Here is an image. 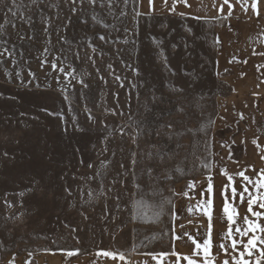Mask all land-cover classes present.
Wrapping results in <instances>:
<instances>
[{
    "label": "rangeland",
    "instance_id": "374dc122",
    "mask_svg": "<svg viewBox=\"0 0 264 264\" xmlns=\"http://www.w3.org/2000/svg\"><path fill=\"white\" fill-rule=\"evenodd\" d=\"M139 12L0 0V264H151L175 187L217 169L219 27Z\"/></svg>",
    "mask_w": 264,
    "mask_h": 264
},
{
    "label": "crops",
    "instance_id": "0c3cea01",
    "mask_svg": "<svg viewBox=\"0 0 264 264\" xmlns=\"http://www.w3.org/2000/svg\"><path fill=\"white\" fill-rule=\"evenodd\" d=\"M135 1L143 16L216 23L219 27L217 73L231 90L232 97L219 121L222 136L221 154L215 162L217 169L210 176L175 187L171 249L169 253L154 256L151 264H188L185 257L196 264H222L225 259L234 264L230 256L239 258V252L231 248L230 229L232 237L243 243L251 236L258 238L252 255H245L244 259L250 264H256L257 260L264 264L261 258L264 244L259 242L264 239V232L260 230L264 228V208L260 207L264 203L261 196L264 187H260L264 184V0H229L231 8L224 0H167V3L152 0V4L149 0ZM244 176L252 183L245 181ZM210 185L211 192L208 191ZM245 187L248 192L243 191ZM233 188L236 197L232 196ZM253 197L249 212L248 200ZM257 212L261 215H253ZM245 218L252 221L251 226L245 223ZM237 228L248 230V235L241 237ZM220 245H225L229 256L224 255ZM239 247L243 251L242 245ZM123 261L111 256L89 255L73 264H124Z\"/></svg>",
    "mask_w": 264,
    "mask_h": 264
},
{
    "label": "snow or ice",
    "instance_id": "6c2138e0",
    "mask_svg": "<svg viewBox=\"0 0 264 264\" xmlns=\"http://www.w3.org/2000/svg\"><path fill=\"white\" fill-rule=\"evenodd\" d=\"M90 2L91 3H95V0H90ZM185 2H186V0H185ZM165 3H167V0H165ZM149 4H152V0H149ZM224 4H228L230 8L232 7V5L229 4V0H224ZM253 7H255V5H253ZM222 10L223 9L221 8V11ZM101 39H103V37H101ZM262 54H264V53H262ZM241 175H243V174H241ZM243 178H244L245 181H248L249 183H252V181H250L247 176H244ZM260 187H264V184H260ZM208 191L209 192L212 191L211 185L209 186ZM243 191L244 192H248L247 187H245ZM236 195H237L236 189L233 188V190H232V196L233 197H236ZM249 195L251 196V193H249ZM261 196H264V193H262ZM254 200H255V197H253L252 199H249L248 200V205H249L248 211L249 212L252 211V204H253ZM260 207L261 208H264V203H261L260 204ZM224 211H225V213H227L228 212V208L225 207L224 208ZM233 212H235V209H233ZM253 215L260 216L261 213H258L257 212V213H253ZM209 219H211V217H209ZM229 219L231 220L232 217L230 216ZM245 223L248 224L249 226L252 225V221H249L247 218H245ZM248 230H251V227ZM248 230L241 231L239 228L236 229V231L239 233V235L241 237L247 236L248 235ZM260 230H261V232H264V228H261ZM228 238H231V248H232V250L234 252H239V258H237V256H235V255L230 256V259L234 262V264H250V262L248 260H245L244 259V256L245 255H248V256H251L252 255V250L256 247V241H257L258 238L256 236H251V237L248 238L247 243H243L242 240H237V239H235V238L232 237V230L231 229L228 232ZM259 242L261 244H264V239H260ZM239 245H242L243 251L240 250ZM197 248L199 249L200 248V245H197ZM204 248H205V256L207 257L208 256V252H209L207 242L205 243ZM220 248L223 250V253H224L225 256H229L230 255V253H229L228 249L225 247V245H220ZM73 254L74 253H72V252H69L68 253L69 256H71ZM198 254L199 253L197 252V255ZM98 255H103L105 257L111 256L113 259L116 258V256L114 254L109 253V252L98 253ZM261 258L264 259V251H261ZM120 259H124V257L123 256H120ZM185 259H188V264H196V262L193 261L190 258L185 257ZM212 259H215V258L213 257ZM222 264H229V259L223 260L222 261ZM256 264H260V261L257 260Z\"/></svg>",
    "mask_w": 264,
    "mask_h": 264
}]
</instances>
